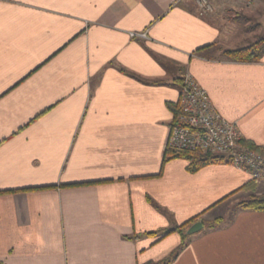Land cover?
<instances>
[{
    "label": "crops",
    "instance_id": "1",
    "mask_svg": "<svg viewBox=\"0 0 264 264\" xmlns=\"http://www.w3.org/2000/svg\"><path fill=\"white\" fill-rule=\"evenodd\" d=\"M219 18L195 0H0V264H162L185 223L165 264H264V211L237 209L246 172L163 164L185 75L264 149V56L225 57L246 44Z\"/></svg>",
    "mask_w": 264,
    "mask_h": 264
},
{
    "label": "built area",
    "instance_id": "2",
    "mask_svg": "<svg viewBox=\"0 0 264 264\" xmlns=\"http://www.w3.org/2000/svg\"><path fill=\"white\" fill-rule=\"evenodd\" d=\"M195 3L200 17L212 11L208 0H195ZM131 36L146 38L145 33ZM166 150L223 157L246 172L251 181L264 182V155L245 144L236 126L220 116L207 92L187 75L182 79L176 112H172Z\"/></svg>",
    "mask_w": 264,
    "mask_h": 264
},
{
    "label": "trees",
    "instance_id": "3",
    "mask_svg": "<svg viewBox=\"0 0 264 264\" xmlns=\"http://www.w3.org/2000/svg\"><path fill=\"white\" fill-rule=\"evenodd\" d=\"M223 55L230 60L237 62V63H244V64H255L260 62L262 57L264 56V36L257 39L255 42L248 44L246 46L236 48V49H227L223 51ZM176 105H169V109L175 113L176 112ZM245 144L254 149L256 152L264 155V149L263 148H257L254 147L252 144L245 142ZM172 159H182L188 162V165L186 167V171L190 174H194L198 172L200 169L214 164H219L223 162H228L223 157H212L207 155H198L195 153H175L173 151L166 150L165 151V157L163 159V164ZM242 189H246L248 191H251L254 193L255 191V183L252 182L251 186L249 187H243ZM237 209L239 210H251V211H264V198L263 197H257L255 195H252L250 198L241 201L237 204ZM195 219H192L189 222L194 221ZM188 223H185L176 231L181 235L182 241L180 246L170 255L169 258H167L165 261L162 262L168 263L170 262L177 254L178 252L183 248L184 245V237H185V231L183 230L184 227ZM173 231L167 232V234L171 233ZM150 236H154L156 234L150 233L148 234Z\"/></svg>",
    "mask_w": 264,
    "mask_h": 264
},
{
    "label": "rangeland",
    "instance_id": "4",
    "mask_svg": "<svg viewBox=\"0 0 264 264\" xmlns=\"http://www.w3.org/2000/svg\"><path fill=\"white\" fill-rule=\"evenodd\" d=\"M208 3L212 11L207 15H218L222 24L221 30L226 33L228 39L235 40L238 45L251 44L264 36V0L250 3L238 0H208ZM195 6L197 14L200 15L196 3ZM258 187L264 198V183H258ZM255 193L254 191L253 194Z\"/></svg>",
    "mask_w": 264,
    "mask_h": 264
},
{
    "label": "water",
    "instance_id": "5",
    "mask_svg": "<svg viewBox=\"0 0 264 264\" xmlns=\"http://www.w3.org/2000/svg\"><path fill=\"white\" fill-rule=\"evenodd\" d=\"M202 228V225L200 223H195L192 225L186 232L187 235H192L197 233Z\"/></svg>",
    "mask_w": 264,
    "mask_h": 264
}]
</instances>
